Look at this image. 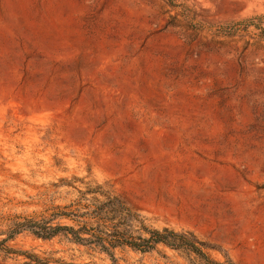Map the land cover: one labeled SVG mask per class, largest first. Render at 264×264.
<instances>
[{
  "label": "rangeland",
  "instance_id": "obj_1",
  "mask_svg": "<svg viewBox=\"0 0 264 264\" xmlns=\"http://www.w3.org/2000/svg\"><path fill=\"white\" fill-rule=\"evenodd\" d=\"M97 186L264 264V0H0V241ZM0 264L197 262L23 231Z\"/></svg>",
  "mask_w": 264,
  "mask_h": 264
},
{
  "label": "trees",
  "instance_id": "obj_2",
  "mask_svg": "<svg viewBox=\"0 0 264 264\" xmlns=\"http://www.w3.org/2000/svg\"><path fill=\"white\" fill-rule=\"evenodd\" d=\"M79 194L80 198L66 208L67 212L59 211L51 215V219L41 222L28 220L14 225L7 239L0 241V245L23 231H29L44 240L63 234L74 244L97 249L111 258L112 251L118 248L126 247L145 254L162 245L184 253L197 264H234L226 256L224 263L212 260L208 251L214 249L199 241L192 233H178L168 229L159 231L147 227L123 199L110 191H104L101 186ZM61 218L77 223V228L51 225V221Z\"/></svg>",
  "mask_w": 264,
  "mask_h": 264
}]
</instances>
